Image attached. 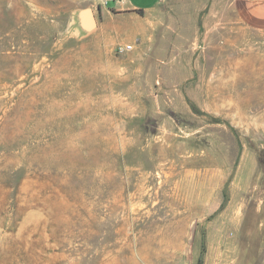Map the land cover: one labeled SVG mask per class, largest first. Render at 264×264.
Masks as SVG:
<instances>
[{
  "label": "rangeland",
  "instance_id": "1",
  "mask_svg": "<svg viewBox=\"0 0 264 264\" xmlns=\"http://www.w3.org/2000/svg\"><path fill=\"white\" fill-rule=\"evenodd\" d=\"M115 4L0 0V264H264V30Z\"/></svg>",
  "mask_w": 264,
  "mask_h": 264
},
{
  "label": "crops",
  "instance_id": "2",
  "mask_svg": "<svg viewBox=\"0 0 264 264\" xmlns=\"http://www.w3.org/2000/svg\"><path fill=\"white\" fill-rule=\"evenodd\" d=\"M112 8L118 11H137L145 13L154 9L161 0H118ZM236 10L241 20L248 26L264 30V0H235Z\"/></svg>",
  "mask_w": 264,
  "mask_h": 264
},
{
  "label": "built area",
  "instance_id": "3",
  "mask_svg": "<svg viewBox=\"0 0 264 264\" xmlns=\"http://www.w3.org/2000/svg\"><path fill=\"white\" fill-rule=\"evenodd\" d=\"M111 1H118V0H101L102 4H104L105 6H109ZM133 48L134 46L132 43H125V44L121 43L117 45L116 52L120 55H124L131 52Z\"/></svg>",
  "mask_w": 264,
  "mask_h": 264
},
{
  "label": "water",
  "instance_id": "4",
  "mask_svg": "<svg viewBox=\"0 0 264 264\" xmlns=\"http://www.w3.org/2000/svg\"><path fill=\"white\" fill-rule=\"evenodd\" d=\"M84 14H85V19H86L87 24H89L90 26L93 25L94 24V20H93L91 11L87 10Z\"/></svg>",
  "mask_w": 264,
  "mask_h": 264
},
{
  "label": "trees",
  "instance_id": "5",
  "mask_svg": "<svg viewBox=\"0 0 264 264\" xmlns=\"http://www.w3.org/2000/svg\"><path fill=\"white\" fill-rule=\"evenodd\" d=\"M137 11H139L140 13H144V11H143L142 9H139V10H137ZM201 261H202V259L200 258V259H199V264H201Z\"/></svg>",
  "mask_w": 264,
  "mask_h": 264
}]
</instances>
